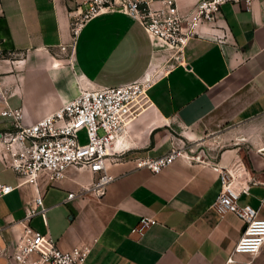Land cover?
Segmentation results:
<instances>
[{
    "label": "crops",
    "instance_id": "obj_1",
    "mask_svg": "<svg viewBox=\"0 0 264 264\" xmlns=\"http://www.w3.org/2000/svg\"><path fill=\"white\" fill-rule=\"evenodd\" d=\"M86 1L2 0L0 47L13 54L0 56V130L12 127L2 114L7 104L22 106L30 124L83 87L148 78L150 103L115 142L124 157L110 164L117 177L104 194L87 190L68 198L92 181L86 168L69 166L53 182L43 175L46 221L37 214L30 224L64 249L92 245L84 264H225L245 223L214 207L220 169L238 166L252 177L239 203L264 216V0H254L251 9L242 1L225 3L182 50L150 37L114 7L87 21L73 41L70 11ZM198 1L176 3L187 13ZM177 127L189 140L220 146L218 156L180 155L159 172L137 165L138 156L166 153L178 141ZM5 151L0 141V181L15 185L16 172L2 161ZM37 192L23 184L0 196V264H12L23 230L19 219ZM143 214L157 222L132 232ZM253 264H264V245Z\"/></svg>",
    "mask_w": 264,
    "mask_h": 264
},
{
    "label": "built area",
    "instance_id": "obj_2",
    "mask_svg": "<svg viewBox=\"0 0 264 264\" xmlns=\"http://www.w3.org/2000/svg\"><path fill=\"white\" fill-rule=\"evenodd\" d=\"M237 1H242L247 9H251L254 0H199L187 13L179 10L176 0H87L84 7L79 4L70 11L71 35L74 41L87 21L99 15L104 8L114 7L138 20L150 37L182 50L202 22L215 21L225 3ZM3 11L0 0V15ZM66 46L61 45L62 49ZM1 55L4 54L0 47ZM151 82L143 78L117 85L83 87L73 99L30 124L23 122L22 106L7 104L2 109V114L12 119L10 129L0 130V141L6 147L2 161L16 172L18 181L15 185L0 181V196L23 184L38 187V192L25 206L24 216L19 219L23 230L10 263H85L92 245L64 249L49 233H43L30 224L37 214H41L46 221L48 208L44 204L43 192L39 190L41 177L46 175L53 182L62 178L69 166L86 168L94 173L92 181L83 187V191L70 192L68 198L82 195L87 190L97 195L104 194L107 185L117 177L110 171V164L124 157L125 150L114 148L115 142L124 136L128 123L149 105L148 88ZM82 130L87 132L86 145L81 144L79 133ZM185 154L173 143L166 153L141 155L135 160L137 165L159 172ZM193 157L204 160L201 155ZM237 167L220 169L221 191L214 207L220 213L234 212L245 223L225 264H253L264 245V216L252 204L239 203L242 193L249 192L252 177L243 176ZM156 222V217L143 214L132 227V232L142 234ZM239 253L248 256L241 259L237 257Z\"/></svg>",
    "mask_w": 264,
    "mask_h": 264
},
{
    "label": "rangeland",
    "instance_id": "obj_3",
    "mask_svg": "<svg viewBox=\"0 0 264 264\" xmlns=\"http://www.w3.org/2000/svg\"><path fill=\"white\" fill-rule=\"evenodd\" d=\"M4 55H12L13 53H6L3 51ZM2 56V55H1ZM176 129V137L178 141H175V144L180 147L184 153H187L191 156L201 155L205 159H214L220 152V146H213L208 144L207 142L193 141L189 140L185 134H183V130L180 127ZM80 140L82 145H86L88 143V136L86 130L80 131Z\"/></svg>",
    "mask_w": 264,
    "mask_h": 264
}]
</instances>
